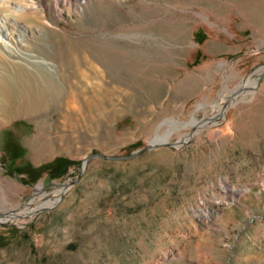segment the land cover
<instances>
[{
  "label": "rangeland",
  "instance_id": "374dc122",
  "mask_svg": "<svg viewBox=\"0 0 264 264\" xmlns=\"http://www.w3.org/2000/svg\"><path fill=\"white\" fill-rule=\"evenodd\" d=\"M30 1L0 0V84L49 77L0 126V264H264V0Z\"/></svg>",
  "mask_w": 264,
  "mask_h": 264
},
{
  "label": "bare ground",
  "instance_id": "6f19581e",
  "mask_svg": "<svg viewBox=\"0 0 264 264\" xmlns=\"http://www.w3.org/2000/svg\"><path fill=\"white\" fill-rule=\"evenodd\" d=\"M8 10L17 16H27L37 11L40 4L33 3L30 0H6ZM0 19V60L5 61L8 55L15 53V49L20 46L26 35L25 26L16 18L10 16H1ZM10 28H12L10 30ZM17 28L19 31L16 32ZM16 29V30H15ZM10 55V56H11ZM41 61V60H40ZM37 61V62H40ZM34 65V64H33ZM26 68V67H25ZM33 68V67H32ZM57 72V71H56ZM50 74V73H48ZM50 76V75H49ZM23 83L14 88L5 83L0 84V126L9 119L18 116H41L43 108L40 104L42 97L46 94L42 87V81H48V75L30 74L26 70L23 72ZM21 78V79H22ZM42 80V81H41ZM21 81V80H20ZM51 83V82H50ZM52 85V84H51ZM44 86V85H43ZM217 112L222 113V105H218ZM200 122V121H199ZM198 121L193 119L192 124ZM41 131L37 126V134ZM167 136L153 139L151 143L159 144L167 141ZM50 202H41L34 206L27 207L28 211L47 205ZM26 209V210H27Z\"/></svg>",
  "mask_w": 264,
  "mask_h": 264
},
{
  "label": "water",
  "instance_id": "95a60500",
  "mask_svg": "<svg viewBox=\"0 0 264 264\" xmlns=\"http://www.w3.org/2000/svg\"><path fill=\"white\" fill-rule=\"evenodd\" d=\"M164 144H166V145H167V144H172V142H168V141H166V142L159 143L158 145H164ZM155 145H157V144L151 143V144H149V145H146V146H144V147L138 149L136 152H134V153L131 154V155L106 156L105 154H101V153H93V154L89 155V157H91V156H95V155H100V156H102V157H107V158H126V157H130V156L136 155L137 153L142 152V151H144V150H146V149H149V148H151V147H153V146H155Z\"/></svg>",
  "mask_w": 264,
  "mask_h": 264
}]
</instances>
